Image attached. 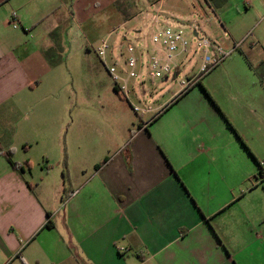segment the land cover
<instances>
[{
  "label": "crops",
  "instance_id": "1",
  "mask_svg": "<svg viewBox=\"0 0 264 264\" xmlns=\"http://www.w3.org/2000/svg\"><path fill=\"white\" fill-rule=\"evenodd\" d=\"M210 1L0 0V264H264V216L191 188L174 122L136 127L116 107L99 121L52 91L69 40L91 52L121 26L148 39L156 19L203 35Z\"/></svg>",
  "mask_w": 264,
  "mask_h": 264
},
{
  "label": "rangeland",
  "instance_id": "2",
  "mask_svg": "<svg viewBox=\"0 0 264 264\" xmlns=\"http://www.w3.org/2000/svg\"><path fill=\"white\" fill-rule=\"evenodd\" d=\"M210 2L213 9L205 17L201 36L216 41L225 51H230L235 42L243 43L186 91H182L180 82L191 71H198L201 49L180 58L183 74L178 79H146L147 93L139 103V87L135 86L138 96L132 101L140 107L164 104L155 119L136 113L128 101L119 105L113 78L94 50H79L77 42L70 40L62 53L66 64L54 70L58 84L52 91L78 92L87 100L85 108L90 103L99 114L104 112V117L96 118L99 121L109 118L108 110L116 107L127 119L131 117L136 127L140 118L151 120L147 123H154L153 130L159 126L167 129L174 122L176 145L191 153L182 171L191 188L199 194L212 192L216 201L237 200L234 206H241L253 220H260L264 216V0ZM124 33L129 40L135 38L126 26L113 30L106 38L119 41ZM188 33L194 42L196 37L190 30ZM116 50L108 57L109 66L113 65ZM100 97L104 102L98 104ZM116 117L117 121L122 118ZM20 155L10 154L15 160ZM179 155L176 150V159Z\"/></svg>",
  "mask_w": 264,
  "mask_h": 264
},
{
  "label": "built area",
  "instance_id": "3",
  "mask_svg": "<svg viewBox=\"0 0 264 264\" xmlns=\"http://www.w3.org/2000/svg\"><path fill=\"white\" fill-rule=\"evenodd\" d=\"M9 23L14 29L20 28L21 23L16 11L11 12ZM155 24L156 31L148 39L134 34L135 38L129 40L124 33V40L117 46L111 66L107 63V57L112 56L115 50L111 47V41L108 38L102 39L94 47V52L108 69L120 96L131 104L136 113L151 114L153 117L157 115V111L152 105L144 108L132 101L133 96L136 98L138 96L135 86L139 87V99H137L139 103V100L144 99L147 93L144 88L146 79H170L171 76L178 79L183 74L180 58L188 53L196 54L197 50L201 49L203 57L198 71H191L180 82L182 91H186L202 75L213 70L243 43V41L235 42L230 51H225L216 41L207 36L197 35L193 42L189 38L188 30L182 26L164 24L158 19L155 20Z\"/></svg>",
  "mask_w": 264,
  "mask_h": 264
},
{
  "label": "trees",
  "instance_id": "4",
  "mask_svg": "<svg viewBox=\"0 0 264 264\" xmlns=\"http://www.w3.org/2000/svg\"><path fill=\"white\" fill-rule=\"evenodd\" d=\"M114 89H115V91L118 93V89H117V87H115ZM118 94H119V93H118ZM119 95H120V94H119ZM6 156H7L8 160L10 161V163H11V165H12V167H13L14 169H20V166L12 160V158H11V156H10L9 153H7ZM106 160H107V159H106ZM65 165H66V163H65ZM99 166H100V165H98L97 168H98ZM65 170H66L65 181H66L67 184H70V178H69L68 175H67V169H65ZM69 194H70V193H68L66 196H64V200H66V199L70 196ZM50 226H51V225L48 224V227H50Z\"/></svg>",
  "mask_w": 264,
  "mask_h": 264
}]
</instances>
